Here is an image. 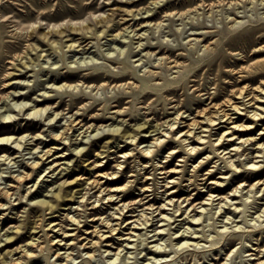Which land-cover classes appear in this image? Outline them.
Segmentation results:
<instances>
[{"label": "bare ground", "instance_id": "obj_1", "mask_svg": "<svg viewBox=\"0 0 264 264\" xmlns=\"http://www.w3.org/2000/svg\"><path fill=\"white\" fill-rule=\"evenodd\" d=\"M158 2L159 0H153L152 3L156 4ZM250 2H253L255 6L264 5V0H200L198 2L192 1L190 4H188L187 7L184 1H181L180 3L178 1L179 4L177 5L174 3L166 5V13L162 16L158 17V14L156 15L155 13H150L149 15L143 16L141 18H138L137 15L140 13L142 8L134 9V7L123 6L118 10L112 9V11L107 15L102 16L100 19H98V21H96V24L89 23L80 27H76L73 25L74 27L70 26V32H68L69 27H67L66 29H59L57 30L59 33V38H56L54 36L56 32L53 33L54 31L51 30L46 31L45 29H42V27L39 31L34 30V32L27 34V44L24 45V48H22L21 51H18L15 48L16 46L7 44V47H9L7 51H0V60H2L3 58H8L7 64L5 65L6 69L2 77L4 79L2 85L3 89H7L10 86L16 84L12 81L14 77L17 79H22V77H27L29 71L35 70L34 68L30 67L34 66L36 58H33L31 56L30 60H25L24 58L29 57V55H31L32 53H37L38 56L45 55L43 52L45 49L41 48L44 42H47V44H50L52 46H57L56 44L60 40H64L66 41L67 46H74V48L75 46L85 47L90 43V38H93L94 35L100 37L102 35H107L110 31H115V34L118 35L120 33H123V31H126L127 33L130 27H133V29L129 32H133V36L137 35L136 38H139L138 41H136L138 43V45H136V48L139 49L137 50L138 53L135 55H138L147 50L145 51L146 53H143V56H147L150 62L154 61L151 66H155L159 68V70H154L153 68H150L148 70L146 69L147 71H145V74L143 73L142 75L138 76L135 73L134 65H132L134 64V62L130 63L125 58H122L121 60L113 59V63L119 64V67H121L120 70H116L115 67H105V70L103 69L104 71L101 72H94L93 70L91 72H85L83 71L85 70V68L80 69V72L67 71L60 80L56 81L55 79L52 86L43 85L45 88L44 91L38 92L36 89H31L29 92L25 89L14 91V98L15 100L17 99V101L14 102L15 105H12L13 107L8 109L10 112L4 114L3 116H0V160H4L3 162H0V164H16L18 162H21L23 164H26V167L19 174L11 175L10 182L7 185H0V214H3V210L17 208L15 207L16 204L19 205L25 202L23 201V198L27 197V195L31 191H34L33 188L38 185L40 179L36 180L37 182H35L31 186L26 187L25 184L31 180L36 179V172L42 167H44L43 170L45 171L50 168L45 176H50V173H52L51 176H54V174L57 173V175H55V177H57L56 182L75 172L71 170L67 173H64L65 170L70 167V161L61 160L62 158H68L70 155L69 153H66L67 151L65 149L70 144V140L72 144V140L74 138H72V133L75 131H80V129L82 128H85V133H87V131L89 132L91 128H93L91 130L99 131L100 128L106 126L103 124V122L100 124L94 122L88 123V118L98 120H104L106 118H116L114 121H117L120 115H133L136 112H138V114H141L142 109H145L144 114L146 115V117L148 115V112L154 111H157L160 117L165 116L166 112H169L168 104L174 103L171 107L176 109L170 115L168 114L166 119L162 121H158L156 119V121H158L156 124H153L150 118H146L144 122L136 124L133 127L126 126L122 128V124L126 122V119L123 118L122 120H120L121 125L119 123V125H112L108 129L109 132H111L110 134L114 137L124 138V140L122 141H126L127 143L121 146L120 142H118L116 145V148L118 150L116 152V148L112 149V146H115L112 145V141H107L103 145L104 148H102L101 152H97V154L100 156L99 161L94 160L91 162V165L93 163H96L97 166H102L103 164L100 161H102L103 158L111 157V155L118 152L123 153L119 155V157L124 155L125 159L123 161H119L117 158V164L114 165L115 168H118L119 172H121L120 175L118 171H104L103 173H98V175H101L102 177L112 174V182H116V184L108 187V185L105 186L104 183L100 181V177H89L84 181L86 185L90 184L89 186H85L76 191H73L69 190L66 186V184L71 183L72 181H68V178H65V180H62L60 182L58 190L54 192V200L51 198L43 199L42 201H40L43 208L41 214H37V216H41V224L39 226L45 229L46 225H51V228L56 232L62 231L59 234H67V231L64 230L60 221L56 222L55 220H49L47 222V213H56L57 211H59V214H54L52 216L65 215L66 218L73 221L74 223L80 224V222L82 221L81 217L83 215L81 213L74 212L72 209V204L67 208L66 214L61 213V201L74 200L73 203L78 202V206L76 207L78 209L79 205H82L81 202L84 201L86 197V201H88L89 198L96 197L94 200L89 202L90 204H92L90 208H93L94 211H99L100 214L93 216V218L90 220H101L100 223L102 225L100 227L96 226L92 231V233H95L98 238H92L88 240V242L91 243V250H94L93 247L97 246L99 243L100 244L98 247L100 249L103 245L107 246L105 251L108 252V256L110 255L112 259L111 263H115L121 257L125 248L128 249L126 253L134 251H139L137 253H143L144 249L147 248L148 251L143 255V257H145V261L143 262V264H152V262H158V260H160L161 258H168L172 252L178 253L179 250L185 248L189 250L191 246L195 247L194 250L196 251L198 248L200 249L201 246H206L202 245V243L200 242V240L202 239H200V237L205 236L204 232L202 233L203 226L201 227V220L204 214L212 209L209 207L210 204H219V208L215 211V213L221 212L223 208L229 209L226 212L227 214H225L226 220L233 219V217H231L228 213L237 216L236 213H240L243 211V215L241 216L245 217L244 210L247 207L248 201L251 197H253L256 202L259 198L264 199V180L262 177L264 163L260 164L261 161H264V123H262V125L258 128H256L257 125L254 126V122L257 123L259 120H264V21L253 25L251 29H249L242 35L231 37L230 40L227 41H225L224 38L225 36L228 37V35H230L238 27H242L244 26V24H246V21L240 18H244L247 15H239V11L237 10L239 7H241L242 4L245 5ZM88 3L90 4L91 1H88L87 5ZM82 5H84V3ZM207 6L209 9H215L217 7H231L234 9V16L231 17V14H227L226 16V20L228 19V21L225 30H221L218 27L212 28V26L208 25L204 21L199 23V26L193 28L195 29V31H192L189 34L186 33L188 34L186 36V38H188V42L185 43L180 40L181 42H179V44L176 46L172 43H154L148 36H144V34H146V31H141L143 28L151 25L152 23L156 24L155 26L160 27L162 24H164V16H178V14L182 15L193 9H201L202 7L206 8ZM229 11H231L230 8ZM41 13L42 16L51 15V13H48V11L46 10L41 11ZM79 14H81V12ZM262 17L264 18V14ZM133 19H135V23L132 24L131 22L128 24V22ZM139 25H141V27H139ZM76 31L80 32V34H83V36L81 37L82 39L76 38ZM178 32H181L180 35L184 33L183 30ZM146 38L149 39L147 42H144L143 40ZM238 40H244L245 46L240 48V45H237L236 43V41ZM227 45L228 47H226ZM203 49V54H215V58L206 65H208V71L214 70L216 71L217 75L228 71V67L236 62L235 60L232 61V58L229 57V54H233V57H235L236 55L242 54L240 49H245L247 53L252 50V53L256 55V58L251 61L249 60L250 62L242 65L239 70H236V67H232L229 69V71L240 73L239 77L242 76L243 78L240 80L249 78L250 81L236 86L231 90V95H227L223 99L221 98L220 101H217V99L221 97V92H211L209 89V91L207 92H202L208 87L201 88L202 85H197L196 83L191 84V82L198 80L197 76H199L200 71L206 68L205 65L203 67L197 68V70L195 71V65L200 64L203 60V58L201 57L202 55H200V51ZM191 53L193 54V56H191ZM156 55L159 57H153ZM143 56H141L140 58L138 57L135 61L144 60ZM245 57H247V54H245L244 57L241 58ZM18 60L19 62H17ZM93 62L98 65L96 60ZM138 64H141V62ZM163 69L167 70L168 72H177V75L174 76L173 80H168V75H164ZM94 70H96V68ZM191 73L192 75H190ZM258 79L259 83L253 85L251 81L256 82ZM146 80L152 81L151 85L146 83V86L143 87V85L140 84V81L145 82ZM55 83L60 84L56 85ZM173 83H176V85H173ZM31 85L32 83H28L26 85L22 84L24 88ZM111 87L115 89L118 88L119 92L123 94L122 96L119 95V98L114 99V102L111 101V98L100 100V98L94 92L96 89L98 92L101 88ZM77 88L81 89V92H77L75 90ZM87 88L92 89L87 90ZM188 88H190L191 90L193 89V98H195L197 94L202 96L203 94L209 92L210 94L207 97V100L212 98L209 102L210 109L207 110L206 108H196L195 110H192V108H190L191 112L187 113L189 109H183L184 102L177 99L176 96L178 90H187ZM32 90L34 91L32 92ZM52 91H57V93L67 92L69 95H72L74 97L72 98V102L66 108L69 109L68 111H66L65 108H62V104L65 101L63 95H59V97L61 98L60 101L52 103V100L55 96L51 93ZM143 92H145V94H143V96L140 98L139 94ZM32 93H35V96H33ZM11 94V91L5 93L0 91V99L10 97ZM130 97L137 99L131 107L125 105V99ZM159 98H163V101L165 103L164 110L158 109V107L154 105V103ZM199 99L202 100V98ZM76 102H80L81 105L75 112H72L74 103ZM199 105L200 104H198V106ZM100 110H103V113H100ZM71 112L72 114L68 115ZM193 113H195V115L191 116ZM60 114H63V116L59 118ZM138 114H135L136 117L138 116ZM18 115L26 116V118H29V120L33 121L35 124L29 125V127H14L15 122L19 118ZM244 115L247 116L246 120H244L243 118ZM56 119L57 121L66 119V122H64L62 125L60 124L61 126L58 132L51 130L52 132L47 134V136H50L51 138L46 142L42 149H39L41 147V143L45 142L46 140V138H44V136L42 135L46 133L48 129L46 128V126H56ZM37 123H42L43 129L34 132V130L37 128ZM224 123L226 124L223 125ZM26 129H29L31 131L28 132L29 130ZM214 129L217 130L214 131ZM256 130H259V134L262 133V135L258 137V132ZM31 133H33L32 136H30ZM81 133L82 131L78 135H81ZM39 139L41 140L38 141ZM81 139H83V137ZM33 140H35L34 143L32 142ZM174 142H178V146H173ZM63 143H66V145L64 147H61ZM29 144H32V146L28 147ZM249 145H254L255 149L252 151H246L248 150ZM12 148H14L16 152L20 153V155L16 154L12 157L11 153H1V151H9ZM27 149H30V151H28L27 153H32L33 157L34 154H37L35 155V159H33L32 161L29 159L31 157H26V153L23 152ZM90 150L92 153L95 152L97 148L94 147ZM90 150L89 152L85 153L87 155L86 159H90L92 156ZM136 150L137 152H135ZM162 151L168 153L165 156L163 155V157H168L169 155L172 156L171 159L165 160L168 163L172 162L177 152H183L184 154L181 156L180 160L185 161V168L182 170L185 171V174L190 172V167L187 168L186 166L189 160L192 157L194 158L195 164H191L193 166V172L191 173L189 179H191V184H196L198 188H200V185L206 186L207 180L205 179L208 178L206 176V173L215 175V172L212 169L215 165L209 167V169L205 172L206 175L200 172L202 171V167L211 165V163H217L215 158L219 157V159H222V162H225L224 166L227 167V170L232 171V175L236 172L232 178V180H235V183L231 187L232 191H234V195L240 198V201L237 200L235 201L237 203H234L229 200V194H222L221 192H217V190L224 191L226 189V186L229 185H222L226 181L227 176H222V178L217 181H211L217 182L219 184L218 187H209L207 192H204L205 190L201 189L200 192H204L203 194H206L202 196L201 200L189 201L191 198H199L201 196V193H198L196 196L187 194L185 196L177 197L178 193H181L183 189H173L172 191H170L168 187H172L173 185H169V183L176 182V184H182V180H184V174L182 175V178L175 180L176 176L173 175V173L179 172V169H177V167L167 169L166 165H158V163L155 164L153 162L151 163V165L148 163L145 164L144 172H142L141 168L138 170L139 174H141L140 177L137 176L136 179H130L122 183V181L125 179L124 170L122 169V164L124 162H127V167L136 166L137 164L132 165L129 161L131 157H135V159H138V165H143L144 163H146V159L154 161ZM243 155H246L248 161H245L244 158L241 159ZM18 156H22L23 158L18 159ZM237 157L239 158L237 159ZM261 157H263V159H258ZM63 164H66L67 166L64 167ZM108 165L110 166L111 164ZM152 165H154V171H149V166ZM240 165L247 169H250L252 173H246L247 171L239 167ZM228 171L223 172L225 173L224 175L228 174ZM158 173L162 175L159 176ZM59 174L63 175L61 177H58ZM151 174H153V176H151ZM130 175L135 176V173H131ZM41 176H43V173L40 174V177ZM240 177H243L244 179L236 183V181H238ZM79 178H82V175L79 176ZM159 178H162L163 181H166V183L161 185V187H167L163 190L161 198L157 195V192L159 191L158 183H160ZM149 179L154 180L152 182L154 183L153 189L150 188V184L145 185V183ZM43 180H45V177L43 178ZM248 180L252 181L247 183ZM136 181L142 182L141 187H138V185L135 184ZM23 186H25L26 189H23ZM248 186L249 188L245 192V189ZM134 187L141 189V193L139 192V196L134 195ZM22 189L26 190L27 193L25 192L26 194H22ZM84 189H86V191H84ZM92 189L96 190L93 194H89V196H87V193H90ZM104 191L106 192L104 193ZM149 191H153L155 195L152 196ZM17 194L18 196L16 197L15 195ZM164 195L166 196L164 197ZM107 198L108 200H106ZM116 199H118L116 207L117 209L112 213H109L110 215H105L104 211L106 210V208L105 206H102V203H100V201L103 200V202H108L115 201ZM158 201H161V203L159 205H156V202ZM186 201H189V203L184 205ZM7 204L12 205L6 206ZM66 204H68V202H66ZM242 206L244 207L242 208ZM260 208L261 209L259 211L260 213L258 215V219H260L264 215V206L261 205ZM163 209L165 210V212L163 211ZM169 209H171V211H169ZM84 210L85 212L87 211V209L85 208ZM139 210L140 213L138 212ZM71 212L73 213L71 214ZM183 214H186V216L183 217V221L185 219H189L185 222L189 223V225L186 226L183 230L180 227L176 231H172V225L177 220H179L177 219V217ZM158 215H161V217L158 218ZM3 216H1L0 219L4 218V221L10 220V217L8 215L7 218L6 216ZM85 216H92V214H86ZM109 216H112L113 218ZM113 220L117 221L113 223ZM163 220L168 221V223L159 224V222ZM228 220L225 221L226 223L224 229H221L219 231L220 233H222L223 238L225 237V235L227 236V234L232 233H228L229 230H227L229 229L227 224L229 223ZM235 221L239 220L233 219L231 222L233 223ZM166 225H168V227H166ZM25 226L26 224L23 227L22 224L16 226V232L18 234L22 233L23 229L26 228ZM103 226L108 227L107 231H104L102 229ZM149 226H154L152 230L155 231V233H148ZM234 226H236V228L238 229L243 228V226L238 222L237 224L235 223ZM30 227L36 228L37 226L31 224ZM1 229L2 227L0 228V230ZM128 229L129 231L125 232ZM144 229L148 230L144 231ZM165 230L167 231L165 232ZM242 231L243 234L246 230ZM115 233H118L120 235V240H122V242H120L118 246H115V241L111 242L110 240H108L109 237L114 238ZM163 233L164 236L162 238L156 237L155 239L149 241V238L161 235ZM71 234L73 233H70L69 235ZM166 234H169L170 237L166 239L169 241L164 245L162 240H164ZM26 235L27 232L23 236L25 237ZM123 235L128 236L123 237ZM65 236L61 237V239L58 240L63 241L64 239H66L64 244L67 245L68 243H70L71 237L66 238ZM30 237V240H28V242H26L24 246L21 244L18 247L22 248L21 250L25 251V253L29 254V256H33V246L36 243L35 239L39 237H36V234L33 235L32 233L30 234ZM132 237L137 238L132 239ZM12 238H14V234L10 235V233L8 232L6 234V237L2 238L0 242L2 240H8V242L10 243L13 242L10 241L12 240ZM55 238H57V235L55 236ZM159 239L162 240L159 241ZM235 239L236 238L232 237L230 241L233 242ZM104 240H107L105 244ZM175 240L177 241L175 242ZM123 241H127L125 246H123ZM154 241H156L155 244H150ZM221 241L222 240H218L217 242H215L211 239L212 247L214 245H217V243H220ZM263 241L264 238L261 239L260 242ZM37 243L39 244V242ZM143 244H146L145 247H141ZM61 248L63 247H60V249ZM66 248L67 250L63 252L59 251L58 253H67L68 249L70 248L74 250L73 245H70ZM115 248L117 250L112 253ZM130 248H135L136 250L130 251ZM169 249L174 250L169 251ZM72 250L68 252L66 256H64L65 258H67L65 264H67ZM258 251L263 252V255L261 256H264V247L258 249ZM9 253L11 255V259L9 260L6 257L8 255L0 254L2 259L1 264H4V262H10V264H19L22 262L19 257L14 256L13 250H10ZM88 253L90 254V256H94L93 251L91 252L89 250ZM149 253H153L152 256H147ZM227 253L228 252H226V254ZM213 259H216L218 261L222 259V256L217 255ZM168 261L169 260L167 259V261L164 260L157 264L167 263ZM252 264H264V259L258 257L257 260H254L252 262Z\"/></svg>", "mask_w": 264, "mask_h": 264}, {"label": "rangeland", "instance_id": "obj_2", "mask_svg": "<svg viewBox=\"0 0 264 264\" xmlns=\"http://www.w3.org/2000/svg\"><path fill=\"white\" fill-rule=\"evenodd\" d=\"M88 1H91V3L93 5L91 3L90 4L88 3V5H87ZM93 1H94V3H93ZM178 1H179V3L181 1H184L185 5L188 7V4H190L192 1L198 2L200 0H159V2L156 4L152 3L153 0H48V1L47 0H8V1L7 0H0V51H7V49L9 48V47H7V44H12V45L16 46L15 48L18 51H21L22 48H24V45L27 44V40H26L27 34L34 32V30L39 31L41 29V27H42V29H45L46 31L51 30V31H54L53 33L56 32L54 36L56 38L57 37L59 38V36H58L59 33L57 30H59L61 28L66 29L67 27H69L68 32H70L71 27H74V26L80 27V26L87 25L89 23L90 24H96V21H98V19H100L102 16L107 15L109 12L112 11V9L118 10L120 7H123V6L124 7H129V6L134 7V9L142 8L140 13L137 15L138 18H141L143 16H147L150 13L151 14L155 13L156 15L158 14L157 16L159 17V16H162L166 13V10H167L166 5H170L173 3L177 5V4H179ZM36 3H38V4H36ZM83 3H84V5H82ZM82 7H84V8H82ZM238 7H239V5H238ZM229 8L231 11H229ZM229 8L217 7L215 9H209L207 6L206 8L202 7L201 9L200 8L193 9V10H191L185 14H182V15L178 14V16L177 15L172 16V17L164 16V18H165V20L163 22L164 24H162L160 27H157V26H155L156 24L152 23L151 25L143 28L141 31L142 32L146 31V34H144V36H148L154 43H157V42H163L164 44L172 43L173 45L176 46L181 41L185 42V43L188 42V38H186V36L190 32L195 31V29H193V28L196 26H199L198 24L201 22H204V21L208 25L212 26V28L218 27L221 30H225L226 24L228 21V19L226 20L227 14L228 15L231 14L230 15L231 17L235 15V13L233 12L234 9L231 7H229ZM43 10L48 11V13H51V15H43L42 16L41 11H43ZM237 11H239V13H238L239 15H243V16L247 15L244 18H242V17L240 18V19H244L246 21V24H244V26H242V27L240 26L237 29H235L230 35H228V37L225 36V38H224L225 41L230 40L231 37H236L238 35L244 34L249 29H251V27L253 25L264 21V18L262 17L264 14L263 13L264 12V5L255 6V4L253 2H250V3L245 4V5L242 4L241 7H239ZM80 12H81V14H79ZM92 12L95 14H93ZM52 14L54 15V17ZM77 14H78V16H77ZM6 18H7V20H6ZM133 20H130L128 22V24L131 22H132V24H134L135 19H133ZM196 23H197V25H196ZM61 26H63V27H61ZM139 27H141V25H139ZM130 28H129V31L133 29V27H130ZM187 28L189 29V31ZM181 29L184 32L182 35H180L181 32H178V31H182ZM147 30H149V31H147ZM129 31H127V33H126V31H123V33H120L118 35L115 34V31H110L107 35H102L100 37L94 35L95 38L91 37L90 43L85 47H83V46H75V48H74V46L70 47V46L66 45V41H64V40H60L56 44L57 46H55V45L52 46L50 44H47V42H44L41 48L45 49L43 51L45 55L38 56L37 53H32L31 55H29V57L24 58L25 60H30V56L33 58H36L34 66L30 67V68H34L35 70L29 71V73L27 74V77H22V79H17L14 77V79L12 81L16 84L13 86H10L7 89L2 88L3 80H4L2 77H3V73L6 69L5 65L7 64L8 58H3L2 60H0V91L4 92V93L11 91L12 94L10 97L0 99V116H3L4 114L10 112L8 109L12 108L15 105L14 102H16L17 99L15 100V98H14V95H13L14 91L22 90V89H25L26 91L28 90V92L31 89H36L38 92L44 91L45 90L44 86H50V85L52 86L55 79H56V81L60 80L67 71H79L80 72L81 71L80 69L85 68V70H83L85 72H91L92 70L94 72H97V71L101 72V71L105 70V67H115L116 70H118V69L120 70L121 67H119V64L113 63L114 62L113 59L121 60L122 58L127 59V61L130 63L134 62V64H132V65H134L135 73L138 76L142 75L143 73L145 74L146 73L145 71H147L150 68H153L154 70H157V69L159 70V68H157L155 66H151V64L154 61L150 62V60L147 56H143V53L147 50L143 51L142 53H140L138 55H135L138 53L137 50L139 49V48H136V45H138V43L136 41H138L139 38H136L137 35L133 36V34H132L133 32L130 33ZM186 31H188V32H186ZM186 33H188V34H186ZM75 34H76L75 35L76 38L82 39L81 37L83 36V34H80V32H78V31H76ZM149 38H146L143 41L147 42ZM14 42H15V44H14ZM236 43H237V45H240V48L245 46L244 40H238V41H236ZM90 44H92V45H90ZM59 45H60V47H59ZM226 47H228V45ZM125 48H126V51H125ZM120 49H122V50H120ZM201 51H200V53H201L200 55H202L201 57L203 58V60L200 64L195 65V67H196L195 71L197 70V68L203 67L206 64H209L215 58V54L214 55L211 53L203 54L204 49ZM240 51L242 54L236 55L235 57H233V54H229V57L232 58V61H234V60L236 61L235 63L231 64V66L228 67L229 69L232 67H234V68L236 67V70H239L242 65H245V64L249 63L251 60H253L254 58H256V55H254L252 53L253 52L252 50H250L248 53L245 49L244 50L240 49ZM245 54H247V57L241 58V57H244ZM141 56H143L144 60L135 61L138 57L140 58ZM191 56H193L192 53H191ZM153 57H159V56L156 55ZM237 58H239V59H237ZM95 60L98 63V65L95 62H93ZM17 62H19V60ZM76 62H77V64H76ZM100 62H101V64H100ZM140 62H141V64H138ZM237 63H238V65H237ZM101 65H103V66H101ZM74 67H76V68H74ZM95 68H96V70H94ZM216 68H217V66H216ZM229 69H228V71L223 72L220 75H217L216 71H214V70L208 71L209 70L208 65H206V68L202 69L199 73V76H197L198 80L192 81L191 84L196 83L197 85H202L201 88L202 87H205V88L208 87L207 89H204V91H202V92H207L209 90L211 92L212 91L217 92V93L221 92V94H222L221 97L217 99V101H220L221 98L223 99L225 96L231 95V93H232L231 90L233 88H235L236 86H239L241 84H244L245 82L250 81L249 78L248 79L246 78L245 80H240V79H243L242 76L239 77L240 73L229 71ZM163 71H164V75H168V80H173L174 76L177 75V72H173V71L168 72L165 69H163ZM192 73L190 75H192ZM233 73L236 75H234ZM52 78H54V79H52ZM78 78H80V77H78ZM259 79L256 82L251 81L252 84L253 85L258 84ZM234 81H235V83L236 82L237 83L235 84ZM151 82L152 81H149V80H146L145 82L140 81V84H142L144 87V86H146V83L151 85ZM17 83H20V84H17ZM28 83H32V85L29 87H26V88H24L22 86V84L26 85ZM55 84L58 85L60 83H55ZM18 85H20V86H18ZM173 85H176V83H173ZM220 85H221V87H220ZM219 87H220V89H219ZM91 89L92 88H90V89L87 88V90H91ZM75 90L77 92H81V89L77 88ZM33 91L34 90H32V92ZM94 92L100 98V100H105V99L111 98L112 102H114L113 101L114 99H117L123 95L122 93L119 92L118 88L115 89L112 87L111 88H101L98 92L96 89ZM51 93L55 95L53 100H52V103L60 101L61 98L59 97V95L64 96L65 101L62 104V108H65V110L68 111L69 109H66V108L72 102V100H73L72 98H74V97L72 95H69L67 92L57 93V91H52ZM143 94H145V92L140 93L139 97L141 98L143 96ZM209 94H210L209 92L206 94H203L202 96L197 94L195 96V98H193V95H194L193 89L191 90L190 88H188L187 90H184V89L178 90L176 98L179 100H182L184 102L183 109H189L187 112V113H189V112H191L190 108H192V110H195L196 108L197 109L206 108L207 110H209L210 109L209 102L212 99L211 98V99L207 100V97L209 96ZM32 95L35 96V93H32ZM199 98H202V100H200ZM26 100H28V99H26ZM125 100H126L125 105L131 107V106H133L134 102H136L137 99L130 97V98H127ZM236 100H239V99H236ZM200 101H202V102H200ZM173 104L174 103L168 104V111L169 112H166L165 116H160V117H159V114L157 113V111L148 112L147 113L148 115L146 117V115L144 114L145 109H142L141 114H138V112L135 113V114H138L137 117L135 114H133V115L132 114L120 115L118 117L117 121H114L116 118H106L104 120L89 119L88 118V123L94 122V123L100 124L103 122V124L106 126L100 128L99 131L91 130V129H93V128H91L89 132L87 131V133H85V128L84 129L82 128V129H80V131H75L72 133V138L74 137L72 140V144H71V140H70L69 141L70 144L65 149L67 151L66 153H69L70 155L68 158H62L61 160L62 161H70V167L68 169H66L64 173H67L68 171H71V170L75 171V172L71 175H67L63 179H60L56 182L57 177H55V175H57V173H55L54 176H51L52 173L49 174L50 176H45V174L48 173L50 168L47 171H45V170H43L44 167H42L41 169H39L36 172V175H35L36 179L31 180L25 184V186L28 187V186L33 185L35 182H37L36 180L40 179L38 182V185L33 188L34 191H31L27 195V197L23 198V201H25V202H23L22 204H19V205L16 204L15 207H17V208H10L8 210H3V214L2 215L0 214V217L3 215H4L3 217L6 216V218H7V215L10 217L9 221H4V218L0 219V228L2 227V229L0 230V240L2 238H5L6 234L8 232L10 233V235L14 234V238H12V240H10L13 242L9 243L8 240H2L0 242V254L8 255L6 257L9 260V259H11V255H10L9 251L13 250L14 256L19 257V259L22 260V262L19 264H65V261L67 260V258H65L64 256H66V254L68 252H70L72 250V248L68 249V252L64 253V254H61L58 252L59 251L63 252L65 250H67L66 247L73 245L74 250H72L67 264H143V262L145 261V257H143V255L148 251L147 248L144 249L143 253H137L139 251H134V250H136L135 248L129 249L130 251H134V252L126 253V251L128 249L125 248L121 257L115 263H111L112 259H111L110 255L108 256V252L105 251L107 246L103 245L100 249L98 247L100 244L99 243L97 246L93 247L94 250H91L92 249V247H90L91 243L88 242V240H90L92 238L93 239L98 238L95 235V233H92V231L95 229L96 226L100 227L102 225L100 223L101 220H90L93 218V216L100 214L99 211H94L93 208H90L92 204H90L89 202L94 200L96 197L89 198L88 201H86V198H87L86 197L84 199V201L81 202L82 205H79L78 209L76 208L78 206V202L73 203L74 200H71V201L62 200L61 201V203H62L60 205L61 213L66 214L67 208L72 204L73 211L76 213L77 212L81 213L83 215L81 217L82 221L80 222V224L74 223L73 221L66 218L65 215L52 216L54 214L55 215L59 214V211H57L56 213H47V218H48L47 222L49 220H55L56 222L60 221L62 223L64 230L67 231V234H64V235L59 234L62 231L56 232L55 230H53L51 228V225L50 226L46 225L45 229L40 227L39 225L41 224V220H40L41 216H37V214H41L42 208H43L40 201H42L43 199H51V198L54 200L55 199L54 192H56L58 190V186L60 185V182L62 180H65V178H68V181H72L71 183L66 184V186L69 190H73V191H76V190L83 188L85 186H89L90 184L86 185L84 183V181L86 179H88L89 177H92V178L93 177H100V181L102 183H104L105 186L108 185V187L116 184V182H112V177H113L112 174L102 177L101 175L99 176L98 173H103L104 171H109V172L118 171V173L120 175L121 172H119V169L115 168L114 165L117 164V161H116L117 158L119 161H123L125 159L124 155L119 157V155H121L123 153L118 152L116 154L111 155V157L103 158V160L100 161L103 164L102 166H97L96 163H93L91 165L92 161H94V160L99 161L100 156L97 154V152H101L102 148H104L103 145L107 141L111 140L112 145H115V146H112V149L116 148V145L118 142H120L121 146H123L127 143L126 141H122V140H124V138L114 137L113 135H111L110 134L111 132H109L108 129L112 125H115L118 123L121 125L120 120H122L123 118L126 119V122H124V124H122V128H124L126 126L127 127L128 126L133 127L136 124L144 122L146 120V118H150L152 120V123L156 124L158 121H162V120L166 119L167 115L168 114L170 115L176 109V108L171 107ZM198 104H200V105L198 106ZM80 105H81L80 102L74 103L72 112H75L77 110V108L80 107ZM154 105H156L158 107V109L164 110L165 103L163 101V98H159L154 103ZM72 112L69 113L68 115L72 114ZM99 112L103 113V110H100ZM194 115H195V113H193L191 116H194ZM18 116H19V118L14 124V127H16V128L19 126L29 127V125L35 124L33 121L29 120V118H26V116H21V115H18ZM61 116H63V114H60L59 118ZM243 118H244V120H246L247 116L244 115ZM156 119L158 121H156ZM56 121H57V119L55 120L56 126H53V127H49V125L46 126V128H48V129H47L46 133L42 134L44 136V138H46V140H45V142L41 143V145H40L41 147L39 149H42L43 146L46 144V142L51 138L50 136H47V134H49L52 131L58 132L60 130V126L64 122H66V119H62L61 121H57V122ZM262 123H264V120H259L257 123L254 122V126L257 125L256 128H258L262 125ZM225 124L226 123H224L223 125H225ZM42 129H43V124L37 123V128L34 130V132L42 130ZM26 130H29V129H26ZM215 130H217V129H214V131ZM30 131L31 130H29L28 132H30ZM81 131H82L81 135H78ZM256 131L258 132V134H257L258 137L262 135V133L259 134V130H256ZM32 135H33V133L30 134V136H32ZM85 135H86V137H85ZM82 137H83V139H81ZM40 140L41 139H39L38 141H40ZM81 141H83V142H81ZM32 142L34 143L35 140H33ZM74 143H76V144H74ZM65 145H66V143H63L61 145V147H64ZM31 146H32V144L28 145V147H31ZM173 146H178V142H174ZM94 147L97 148V150L95 152L91 153L90 149H93ZM248 147L249 148L246 151H252L255 149L254 145H249ZM68 148H70V149H68ZM89 150H90V153L92 156L90 159H86L87 155L85 153L89 152ZM117 150L118 149L116 148V152H117ZM28 151H30V149L24 150L23 152L26 153L25 154L26 157L30 156L31 158H29V159L32 161L33 159H35V155H37V154H34V157H33L32 153H27ZM4 152L11 153L12 157L15 156L16 154L20 155V153L16 152L14 148L10 149L9 151H5V150L1 151V153H4ZM135 152H137V150ZM167 154H168L167 152L162 151L157 156V158H155L154 161L150 160V159H146V161H145L146 163H144L143 165H138V159L137 158L135 159V157H131L129 159L131 164L132 165L137 164V165L132 166V167H127L126 166L127 162H124L122 164V169L124 170V176H125V179L122 181V183H124L130 179L131 180L136 179L137 176L140 177L141 174H139L138 170L141 168L142 172H144L145 171V168H144L145 164L148 163L151 165V163L153 162L155 164L158 163V165H166L167 169L177 167V169H179V172L173 173V175L176 176L175 180L182 178L183 177L182 175L184 174V180H182V184L181 183L176 184V182H170L169 183V185H173L172 187L171 186L168 187V189L170 191H172L173 189H180V188L183 189L181 193H178L177 197L178 196H185L187 194L192 195V196H196L198 193H201L200 194L201 196L199 198H197V199L191 198L189 201L201 200L202 196L206 195L203 193L207 192L209 187L215 188V187L219 186V184L217 182H211V181H217V180L221 179L222 176H227L226 181L222 185H224V186L227 184H229V185L226 186V189L224 191L217 190V192H221L222 194H229V200H231L234 203H237V202H235L237 200L240 201V198H238L236 195H234V191H232V187H231L235 183V180H232V178L236 172L232 175V171L227 170V167L224 166L225 162H222V159H219V157L215 158L217 163H211V165H206V166L202 167V171H200V172L204 173V175L207 174L206 176L208 178L205 179V180H207L206 186L200 185V188H198L196 186V184H191V179H189L191 173L193 172L192 171L193 166L191 164L192 163L195 164L194 158L192 157L189 160L186 167L187 168L190 167V172L185 174V171H182L185 168V161L180 160L181 156L184 153L183 152H177L175 158L170 163H168L165 160L171 159V157H172L171 155H169L168 157H163V155L165 156ZM21 158H23V157L18 156V159H21ZM238 158L239 157H237V159ZM243 158L245 159V161H248V159L246 158V155H243L241 157V159H243ZM258 159H263V157L258 158ZM3 161L4 160H0V162H3ZM263 163H264V161L260 162V164H263ZM108 164H111V165L109 166ZM63 165H64V167L67 166L66 164H63ZM154 165L149 166V171H154ZM213 165H215V166H213ZM0 166H1L0 167V174H1L0 175V185L5 186L10 182L11 175L19 174L22 170L25 169L26 164L18 162L16 164H0ZM212 166H213L212 169L215 172V175H211L210 173L205 174V172L209 169V167H212ZM239 167H241L242 169H245V171H247L246 173H250V174L252 173V171L250 169H247L241 165ZM2 170H4V171H2ZM149 171H148V174H149ZM226 171H228V174L224 175L225 173H223V172H226ZM41 173H43V176L40 177ZM131 173H135V176L130 175ZM62 175L63 174H59L58 177H61ZM81 175H82V178H79V176H81ZM161 175L162 174H159V176H161ZM151 176H153V174H151ZM44 177H45V180H43ZM262 177L264 180V169L262 172ZM142 179H144V178H142ZM243 179H244L243 177H240L239 180L236 181V183L243 180ZM4 181H6V182H4ZM140 181H142V180H140ZM153 181H154L153 179H149L145 183V185L150 184L151 185L150 188L153 189L154 188V183H152ZM251 181L252 180H248L247 183H249ZM159 182H160V183H158L159 184V191L157 192V195L161 198V196H162L161 194H162L163 190L167 187L166 186L161 187V185L166 183V181H163L162 178H159ZM135 184H137L138 187H141L142 182L136 181ZM25 186H23V189H26ZM248 188H249V186L246 187L245 192L248 190ZM23 189H22L21 193L26 194L27 191L23 190ZM201 189L205 190V191L200 192ZM95 190L96 189H92L90 193H87V196H89V194H93ZM84 191H86V189H84ZM133 191H134L133 193L135 196H139V192L141 193V189H139L137 187H134ZM105 192L106 191H104V193ZM149 192L152 196L155 195V193H153V191H149ZM15 196L17 197L18 194ZM165 196L166 195H164V197ZM68 198H70V197H68ZM77 199H79V198H77ZM118 199H116L115 201H108V202H103V200L100 201V203H102V206H105V208H106V210L104 211L105 215H110L109 213H112L114 210L117 209L116 207H117V200ZM106 200H108V198ZM16 201H19V200H16ZM189 201H186L184 203V205L189 203ZM66 202H68V204H66ZM216 202H218V201H216ZM160 203H161V201H158V202H156V205H159ZM83 204H86V205H83ZM9 205H12V204H7L6 206H9ZM261 205L264 206V199L259 198L256 202V200L253 197H251L248 201L247 207L244 210L245 217L241 216V215H243V211L240 213H236L237 216H235L231 213H228V214H230L231 217H233V219L239 220V221H235L232 223L231 221L233 219H229V220L227 219L229 222V223H227L228 227H229V229H227V230H229L228 233L229 232H232V233L227 234V236L225 235V237L223 238L222 233H220L219 231L221 229H224V227H225V223H226L225 221H227L225 214H227L226 212L229 209L223 208V210L221 212L215 213V211L219 208V204H217V203H216V205L210 204L209 207L212 209L210 210V208H209L210 211L207 210L208 212H206L204 214V216L201 220V222H202L201 227L203 226L202 227L203 228L202 233L204 232L205 236L200 237V239L202 238L200 240V242L202 243V245H206V246L205 247L201 246L200 249L198 248L196 251L194 250L195 247H193V246H191L189 250L186 248L181 249V250H179L178 253L172 252L168 258L167 257H164L163 259L161 258L160 260H158V262H152V264H155V263L157 264V263H160L164 260L167 261V259L169 260L167 263H161V264H215V263H217V264H220V263H223V264H252V262L254 260H257L258 257L264 259V256H261V255H263V252L258 251V249L264 247V241L260 242L261 239L264 238V215L260 219H258V215L260 213L259 211L261 209L260 208ZM168 207H171V206H168ZM243 207L244 206H242V208ZM84 208L87 209L86 212H85ZM163 211L165 212L164 209H163ZM169 211H171V209H169ZM138 212L140 213V210ZM72 213L73 212H71V214ZM192 213H194V212H192ZM86 214H92V216L87 217V216H85ZM184 216H186V214L185 215L183 214V215L177 217V219H179V220H177L172 225V228H171L172 231H176L180 227L183 230V229H185L186 226L189 225V223H185L189 219H185L183 221ZM109 217H112V216H109ZM160 217H161V215H158V218H160ZM116 221L117 220H113V223H115ZM237 222L239 224H241L243 226V228H240V229L236 228V226H234V224L235 223L237 224ZM160 223H168V221L163 220V221H160L159 224ZM21 224H22V227L26 224V226H25L26 228L23 229L22 233L18 234L16 232V230H17L16 226H19ZM31 224H33L37 227L31 228L30 227ZM257 224H259L260 226ZM140 226H145V225H140ZM153 227L154 226H149L148 227L149 230L144 229V231L148 230V233L153 234V233H155V231L152 230ZM166 227H168V225H166ZM102 229L104 231L105 230L107 231L108 227L103 226ZM242 230H246V231H244V233L242 234V232H243ZM128 231H129V229L126 230L125 232H128ZM166 231L167 230H165V232ZM26 232H27V235L24 237L23 235H25ZM31 233L33 235L36 234V237H39V238L35 239L36 243L33 246V253H34L33 256H29V254H27V253H25V251L21 250L22 248L18 247L21 244L24 246V244L26 242H28V240H30V238H31L30 234ZM70 233H73V234L69 235ZM56 235H57V238H55ZM65 235H68V236H65ZM63 236H65L66 238L71 237L70 243H68L66 245V244H64L66 239H64L63 241L58 240V239H61V237H63ZM127 236L128 235H123V237H127ZM163 236H164V233L161 235H157V236L149 238V241L152 239H155L156 237L162 238ZM86 237H88V238H86ZM169 237H170V235L166 234L164 237V240L159 239V241L162 240V242L165 245L166 243H168L169 240H166V239H168ZM232 237L236 238L233 242L230 241ZM133 238H137V237H132V239ZM211 239L214 240L215 242H217L218 240H222V241L220 243H217V245H214L212 247ZM108 240H110L111 242L115 241L116 242L115 246H118L120 244V242H122V240H120V235L118 233H115L114 238L109 237ZM106 241L107 240H104V244L106 243ZM176 241L177 240H175V242ZM37 242H39V244ZM126 242L127 241L124 242L123 246H125ZM155 243H156V241L151 242L150 244H155ZM145 245L146 244H143L141 247H145ZM215 246H217L218 248ZM60 247H63V248L60 249ZM168 247H170V246H168ZM89 250L91 252L93 251L94 256H90V254L88 253ZM115 250H117V249L115 248L112 251V253ZM173 250L174 249H169V251H173ZM226 252H228V253L226 254ZM152 254L153 253H149L147 256H152ZM217 255L222 256V259H220L218 261L216 259H213ZM123 256L127 257V258H124ZM1 260L2 259L0 256V264H1ZM4 264H10V262H6V263L4 262Z\"/></svg>", "mask_w": 264, "mask_h": 264}]
</instances>
